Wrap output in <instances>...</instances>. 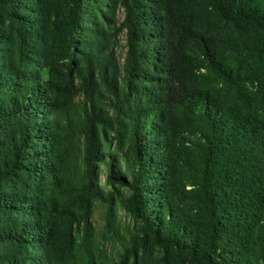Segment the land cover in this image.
Instances as JSON below:
<instances>
[{
	"label": "trees",
	"instance_id": "trees-1",
	"mask_svg": "<svg viewBox=\"0 0 264 264\" xmlns=\"http://www.w3.org/2000/svg\"><path fill=\"white\" fill-rule=\"evenodd\" d=\"M0 7L21 18L0 64V264H147L117 223L110 254L80 235L62 197L115 201L103 165L162 264H264V0H51L46 85L35 0Z\"/></svg>",
	"mask_w": 264,
	"mask_h": 264
},
{
	"label": "rangeland",
	"instance_id": "rangeland-1",
	"mask_svg": "<svg viewBox=\"0 0 264 264\" xmlns=\"http://www.w3.org/2000/svg\"><path fill=\"white\" fill-rule=\"evenodd\" d=\"M51 0H35V6L37 7L35 16L31 17L32 21H28V24L32 26V30L35 32V39L33 41L34 46H28V57L26 61L28 64L33 65V71L37 77V83L46 85L48 82V68L46 66V56L49 54L48 47L52 42L53 38L59 42L61 39L60 33L57 30L56 36L53 33L51 23V12L50 8ZM19 17L10 18L7 7H0V41L4 43L0 44V64L3 62V55H13L15 53V46L13 42L16 39L17 28L20 26ZM119 45L116 48L115 57L118 63L122 64L125 57V33L122 32L118 35ZM70 98V97H69ZM86 98L82 92L72 96L67 102H74V104L85 102ZM58 109L53 110L50 114L51 119L57 117ZM40 117V114H38ZM0 143L3 141V137L0 135ZM5 139V138H4ZM98 165V164H97ZM99 174V183L106 191H111L114 197L113 202L107 198L91 200L90 203L80 201L76 198H72L71 195H62L67 199L69 206L75 211L76 219L80 223V235L85 233L92 239H95L97 244L103 251L111 252L118 251V241L111 235V227L113 223H117L120 226L121 232L126 234L128 238L136 236L138 239V256L144 258L147 264H162V255L160 248L153 242H143L141 238V226L142 220L135 217L130 211L126 210L121 204H119L118 195L121 192H126L123 185H117L113 187L109 184L104 183L105 180V165L101 166L96 170ZM119 187V188H117ZM109 206H113L111 212H109ZM88 221L86 230L85 224ZM37 250H33V253H37ZM167 264H195L187 262L183 259V256L176 255L175 253L171 256L170 261Z\"/></svg>",
	"mask_w": 264,
	"mask_h": 264
}]
</instances>
